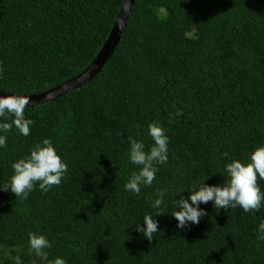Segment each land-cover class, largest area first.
Listing matches in <instances>:
<instances>
[{
  "label": "trees",
  "instance_id": "trees-1",
  "mask_svg": "<svg viewBox=\"0 0 264 264\" xmlns=\"http://www.w3.org/2000/svg\"><path fill=\"white\" fill-rule=\"evenodd\" d=\"M123 0H0V91L32 95L83 71L111 31ZM30 135L13 127L0 148V184L11 164L51 138L68 173L25 200L0 189V264H264L257 237L264 207L220 209L177 229L171 213L148 241L135 229L161 194L247 161L264 144V0H135L114 54L87 83L27 107ZM159 122L169 159L139 195L124 185L129 137L153 143ZM227 153V156L224 154ZM264 189V180H260ZM186 189L183 195L187 196ZM179 198V197H176ZM52 241L48 260L28 254L29 233Z\"/></svg>",
  "mask_w": 264,
  "mask_h": 264
},
{
  "label": "clouds",
  "instance_id": "clouds-1",
  "mask_svg": "<svg viewBox=\"0 0 264 264\" xmlns=\"http://www.w3.org/2000/svg\"><path fill=\"white\" fill-rule=\"evenodd\" d=\"M3 71V67H0V78ZM29 101L28 95L0 96V148L7 145L8 138L4 133H8L13 127L23 136L30 135L34 120L26 118L25 115ZM148 135L153 143L147 148L143 140L129 137V163L138 166V171L132 172L124 188L137 195L141 193L142 187L153 184L159 166L167 164L169 159V137L162 124H149ZM224 155L227 156V153ZM11 168L13 175L7 183L0 184V189L11 192L20 200L27 199L37 186L43 193H47L53 186H59L68 173L67 160L59 154L51 138L37 142L30 153L15 160ZM215 173L217 172L211 173L190 188L177 189L171 200V212L164 211L168 207V201L161 193L151 204L153 211L143 216V224L135 225L136 231L148 241L153 240L154 234L160 230L159 221L155 217L164 213H171L177 229H190L192 225L199 224L202 217L208 215L201 204L209 202L217 212L220 209L237 207L245 212H253L264 207V189L259 183L264 180V144L256 145L247 161L232 159L225 164L219 172L224 176L222 183H206ZM186 189L189 193L187 196L183 195ZM257 237L264 241V222L258 225ZM27 247L30 256L48 260L46 249L52 247V241L45 234L31 232ZM15 264H23L19 255L15 258ZM50 264H68V260L63 256H56Z\"/></svg>",
  "mask_w": 264,
  "mask_h": 264
},
{
  "label": "water",
  "instance_id": "water-1",
  "mask_svg": "<svg viewBox=\"0 0 264 264\" xmlns=\"http://www.w3.org/2000/svg\"><path fill=\"white\" fill-rule=\"evenodd\" d=\"M134 3L135 0H123L120 10L118 12V17L116 18V21L111 31L109 32L105 43L97 53L96 57L83 71L50 89L32 95H28L30 96L28 107L55 100L56 98L74 89L79 88L88 81H91L96 76V74L101 71L105 63L114 54L116 47L118 46V43L121 40L122 34L127 25V21ZM10 94L13 93H6L0 91V96H7Z\"/></svg>",
  "mask_w": 264,
  "mask_h": 264
}]
</instances>
